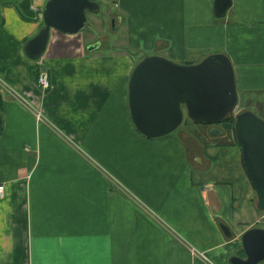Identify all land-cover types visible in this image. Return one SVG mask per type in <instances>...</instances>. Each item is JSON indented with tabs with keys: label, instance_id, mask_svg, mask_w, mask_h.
<instances>
[{
	"label": "crops",
	"instance_id": "0c3cea01",
	"mask_svg": "<svg viewBox=\"0 0 264 264\" xmlns=\"http://www.w3.org/2000/svg\"><path fill=\"white\" fill-rule=\"evenodd\" d=\"M91 1L78 31L49 27L37 58L22 47L42 25L44 0L0 2V264H228L251 227L235 194L252 187L239 145L229 139L241 172L192 182V169L218 167L211 153L224 134L182 107L190 124L144 135L127 82L144 54L194 63L223 52L233 109L264 119V0H230L221 16L212 0H113L112 38Z\"/></svg>",
	"mask_w": 264,
	"mask_h": 264
},
{
	"label": "water",
	"instance_id": "95a60500",
	"mask_svg": "<svg viewBox=\"0 0 264 264\" xmlns=\"http://www.w3.org/2000/svg\"><path fill=\"white\" fill-rule=\"evenodd\" d=\"M17 0H0L15 2ZM230 0H212L221 16ZM95 10L91 0H44L42 25L23 43V52L37 58L44 49L49 27L74 32L86 22L84 10ZM236 90L231 63L223 52H211L194 63H178L158 54H144L133 65L127 82L129 114L138 131L157 136L181 121L182 107L193 121L215 123L233 116V132L241 161L255 194V207L264 210V119L248 109L232 113ZM2 115L0 110V130ZM220 131V129H217ZM222 235L232 233L218 222ZM242 255L233 254L228 264H258L264 259V228L248 227L239 236Z\"/></svg>",
	"mask_w": 264,
	"mask_h": 264
},
{
	"label": "rangeland",
	"instance_id": "374dc122",
	"mask_svg": "<svg viewBox=\"0 0 264 264\" xmlns=\"http://www.w3.org/2000/svg\"><path fill=\"white\" fill-rule=\"evenodd\" d=\"M99 1L101 7L99 8V12H97V14L102 20L104 19L102 24V28H103L102 32L106 33L108 36L112 38V36H114V30L112 28L114 24L111 25L112 22L111 16L108 14V11L112 9L113 0H99ZM89 24L90 25L94 24L92 18L91 20H89ZM117 34L118 33H116V35ZM237 105L238 103L235 104L234 109H236ZM234 109H232V113L238 111ZM231 117L233 118L232 115ZM189 121H190L189 118L187 119L186 116H183L182 120L180 121V125L182 126L186 122L190 124ZM232 122L233 120H230L229 122L228 119H221L220 121L215 122L216 126L219 127L221 134H224V136L217 138V139H221L220 140L221 142L219 143H222V141L224 143L221 149L219 148L212 149V153H211V154H216L215 155L216 159L212 158V162L214 163L216 161L218 167L209 170V172L205 174H197V171L192 169L191 177H190L192 182L196 183L198 179H200L201 181L203 180L211 181L213 179L223 178L228 175L229 169L233 170L235 168H238L239 171L241 172L240 169L241 165L238 160V153L233 150H232L233 152L229 151V139L234 141ZM229 132H230V137H229ZM219 150H221L220 153ZM222 150H226L227 152L223 153ZM234 179H237V177H235ZM235 194L237 199L239 200V203L243 205L242 207H246L248 209V211L246 213L241 214L239 218L247 220L248 222L251 221V227L264 228V210L256 209L255 207L256 199L253 188L251 187L248 191H246L245 188L243 190H238V191L236 190ZM248 196H249V200H247ZM258 264H264V259L260 261Z\"/></svg>",
	"mask_w": 264,
	"mask_h": 264
},
{
	"label": "built area",
	"instance_id": "2783aa9c",
	"mask_svg": "<svg viewBox=\"0 0 264 264\" xmlns=\"http://www.w3.org/2000/svg\"><path fill=\"white\" fill-rule=\"evenodd\" d=\"M36 84L39 88L45 89L49 85V79L47 70L45 68H39L36 73ZM3 85V83L0 81V87ZM9 89V88H7ZM14 93V92H13ZM3 193V183L0 182V196Z\"/></svg>",
	"mask_w": 264,
	"mask_h": 264
},
{
	"label": "trees",
	"instance_id": "16d2710c",
	"mask_svg": "<svg viewBox=\"0 0 264 264\" xmlns=\"http://www.w3.org/2000/svg\"><path fill=\"white\" fill-rule=\"evenodd\" d=\"M222 119L233 120V118H232L230 115H228V114H226ZM236 254H237V255H240V256L242 255L241 248L238 249V252H236Z\"/></svg>",
	"mask_w": 264,
	"mask_h": 264
},
{
	"label": "flooded vegetation",
	"instance_id": "af4514ba",
	"mask_svg": "<svg viewBox=\"0 0 264 264\" xmlns=\"http://www.w3.org/2000/svg\"><path fill=\"white\" fill-rule=\"evenodd\" d=\"M235 138V137H234Z\"/></svg>",
	"mask_w": 264,
	"mask_h": 264
}]
</instances>
